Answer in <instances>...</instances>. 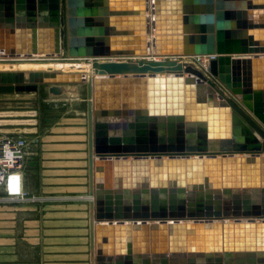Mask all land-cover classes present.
<instances>
[{
	"label": "water",
	"instance_id": "water-1",
	"mask_svg": "<svg viewBox=\"0 0 264 264\" xmlns=\"http://www.w3.org/2000/svg\"><path fill=\"white\" fill-rule=\"evenodd\" d=\"M136 1L0 0V55L149 72L88 80L94 264H264V0ZM199 55L207 73L169 69ZM86 80L0 71V93Z\"/></svg>",
	"mask_w": 264,
	"mask_h": 264
},
{
	"label": "rangeland",
	"instance_id": "rangeland-1",
	"mask_svg": "<svg viewBox=\"0 0 264 264\" xmlns=\"http://www.w3.org/2000/svg\"><path fill=\"white\" fill-rule=\"evenodd\" d=\"M66 56L35 61H122ZM48 87L0 93V133L25 138L29 155L23 186L42 198L36 203H0V264H94L88 79L67 84L61 96L50 94Z\"/></svg>",
	"mask_w": 264,
	"mask_h": 264
},
{
	"label": "bare ground",
	"instance_id": "bare-ground-1",
	"mask_svg": "<svg viewBox=\"0 0 264 264\" xmlns=\"http://www.w3.org/2000/svg\"><path fill=\"white\" fill-rule=\"evenodd\" d=\"M153 12V0H150L149 5V14L151 15ZM151 43V40L149 38V44ZM151 53L153 51L152 45L149 47ZM65 54V51L63 50L61 54L59 55H0V71H48L49 69L53 71H61L65 73H81L83 76H85V79H91L95 78L97 76L96 73H94L95 70L101 69L102 67H107L108 75H149V72L145 70H141L137 64L139 60H134L136 58L131 57H120L122 61L118 63H122L123 67H110L111 63H114L113 61H99V62H82V63H71V62H59L58 60L49 61V62H37L36 60L44 59V58H58L59 56H62ZM150 57V58H149ZM189 57L190 60H177L176 58L181 57H172L169 58L172 61H177L178 65L174 67H164V70L173 69V70H179L183 69L187 65H192L193 67H196L205 73H207V66L208 62H206L205 55H199V56H185L183 58ZM71 59V58H69ZM77 59V58H74ZM80 59V58H78ZM105 59V58H104ZM108 59H114L112 57H109ZM133 59V60H129ZM149 59H157V60H164L166 58L157 57L154 56V54H150V56L146 57V60ZM73 60V59H72ZM20 61H26V62H20ZM156 71V70H155ZM75 90V89H74ZM72 91V90H71ZM75 92V91H74ZM77 95V94H76ZM97 158L95 157V160ZM94 199V196L90 197V200L92 201Z\"/></svg>",
	"mask_w": 264,
	"mask_h": 264
},
{
	"label": "built area",
	"instance_id": "built-area-1",
	"mask_svg": "<svg viewBox=\"0 0 264 264\" xmlns=\"http://www.w3.org/2000/svg\"><path fill=\"white\" fill-rule=\"evenodd\" d=\"M205 56L208 66L210 61L216 57L215 55ZM27 156L28 144L22 135L0 133V203H36L42 201L40 196L30 195L24 189L22 171Z\"/></svg>",
	"mask_w": 264,
	"mask_h": 264
},
{
	"label": "crops",
	"instance_id": "crops-1",
	"mask_svg": "<svg viewBox=\"0 0 264 264\" xmlns=\"http://www.w3.org/2000/svg\"><path fill=\"white\" fill-rule=\"evenodd\" d=\"M136 0H131V5H130V7L131 8H134V6H137L136 5ZM130 16V18H133L134 17V15H129ZM122 17H128V16H122ZM130 29H131V31H133V30H135L136 29V25H135V23L133 24V25H131L130 26ZM260 31H264V27H259L258 28ZM29 155V154H28ZM27 158H28V156H27ZM27 160V159H26ZM22 182H23V184H24V182H25V177H24V172H23V179H22Z\"/></svg>",
	"mask_w": 264,
	"mask_h": 264
}]
</instances>
